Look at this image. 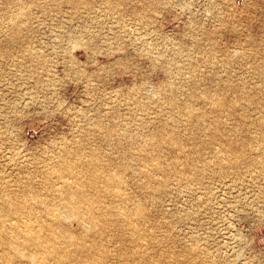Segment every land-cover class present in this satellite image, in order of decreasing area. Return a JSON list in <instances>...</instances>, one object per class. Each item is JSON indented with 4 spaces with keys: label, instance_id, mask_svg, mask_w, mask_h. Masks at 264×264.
<instances>
[{
    "label": "rangeland",
    "instance_id": "rangeland-1",
    "mask_svg": "<svg viewBox=\"0 0 264 264\" xmlns=\"http://www.w3.org/2000/svg\"><path fill=\"white\" fill-rule=\"evenodd\" d=\"M9 263L264 264V0H0Z\"/></svg>",
    "mask_w": 264,
    "mask_h": 264
},
{
    "label": "bare ground",
    "instance_id": "bare-ground-1",
    "mask_svg": "<svg viewBox=\"0 0 264 264\" xmlns=\"http://www.w3.org/2000/svg\"><path fill=\"white\" fill-rule=\"evenodd\" d=\"M189 110V109H188ZM263 134V133H262ZM97 159V158H96ZM64 165V164H63ZM66 166V165H65ZM70 167V166H69ZM66 168V167H65ZM71 168V167H70ZM64 169V168H63ZM21 172V171H20ZM114 173V172H113ZM116 173V172H115ZM34 176V175H33ZM79 176V175H78ZM92 176V175H91ZM107 177H108V175H107ZM63 178V177H62ZM78 178V177H77ZM120 180V179H119ZM120 181H122V180H120ZM70 185V184H69ZM110 185H112V184H110ZM82 187V186H81ZM89 188V187H88ZM60 191V190H59ZM78 191V190H77ZM114 191H115V189H114ZM7 198H8V196H7ZM16 201V200H15ZM37 202V201H36ZM38 203V202H37ZM124 203V202H123ZM44 205V204H43ZM72 206V205H71ZM111 206V205H110ZM112 208V207H111ZM123 209V208H122ZM51 213V212H50ZM2 214V213H1ZM69 214V213H68ZM73 216H76V217H78L77 216V214H75V213H73ZM67 217V216H66ZM112 217V216H111ZM68 219V218H67ZM66 219V220H67ZM75 219V218H74ZM74 219H72V220H74ZM78 219H79V217H78ZM44 221V220H43ZM50 221V220H49ZM49 221H48V223H49ZM9 222V221H8ZM3 224H5V223H3ZM39 224H41L40 222H39ZM54 225V224H53ZM86 225V224H85ZM88 226H89V224H88ZM48 227V226H47ZM36 229H38V228H36ZM65 229V228H64ZM31 230V229H30ZM63 232H65V230L63 231ZM10 233H11V231H10ZM50 233V232H49ZM58 233V232H57ZM69 233H70V231H69ZM52 234V233H51ZM56 235V234H55ZM69 235V234H68ZM23 240V239H22ZM25 241V240H24ZM47 241V240H46ZM68 241H69V238H68ZM66 244V243H65ZM38 246V245H37ZM67 246V245H66ZM181 248V247H180ZM11 249H12V247H11ZM10 249V250H11ZM34 249V248H33ZM13 251V250H12ZM41 251V250H40ZM43 251V250H42ZM21 252V251H20ZM22 252H24L25 253V250L24 251H22ZM9 254H11V253H9ZM29 254V253H28ZM96 255V254H95ZM87 256V255H86ZM26 258H29V257H27L26 256ZM88 259V258H87ZM29 260H31V259H29ZM53 260V259H52ZM35 262V261H34ZM33 262V263H34ZM135 262H136V260H135ZM38 263H39V261H38ZM10 264V263H9ZM64 264V263H63Z\"/></svg>",
    "mask_w": 264,
    "mask_h": 264
}]
</instances>
